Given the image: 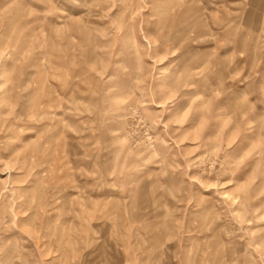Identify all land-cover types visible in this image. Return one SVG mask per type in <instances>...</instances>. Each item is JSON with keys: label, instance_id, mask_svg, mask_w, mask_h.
Returning <instances> with one entry per match:
<instances>
[{"label": "rangeland", "instance_id": "1", "mask_svg": "<svg viewBox=\"0 0 264 264\" xmlns=\"http://www.w3.org/2000/svg\"><path fill=\"white\" fill-rule=\"evenodd\" d=\"M0 264H264V0H0Z\"/></svg>", "mask_w": 264, "mask_h": 264}]
</instances>
